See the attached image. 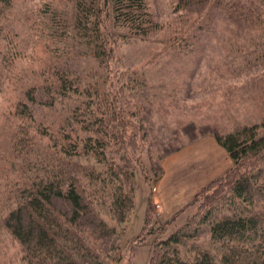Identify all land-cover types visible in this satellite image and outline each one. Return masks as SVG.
<instances>
[{
  "label": "trees",
  "instance_id": "1",
  "mask_svg": "<svg viewBox=\"0 0 264 264\" xmlns=\"http://www.w3.org/2000/svg\"><path fill=\"white\" fill-rule=\"evenodd\" d=\"M16 1L0 0L1 36L13 26ZM192 1L178 0V7ZM52 2L31 9L28 29L35 30L43 47L91 56L99 64L112 53L106 22L133 36L158 28L147 0ZM207 8L197 32L181 38L184 45L176 52H187L189 61L197 55L198 60L234 66L264 64V0H210ZM52 74L55 79L48 85L25 91L28 100L41 92L43 104L51 107L57 96L71 91L80 102L69 111L66 124L51 129L31 126V109L17 103L14 112L23 124L11 143L10 208L3 227L20 246L23 264H103L76 229L87 227L89 237L97 240L119 237L134 209L133 179L135 170L143 168L140 142L145 134L139 135L133 113L116 96L109 106L94 108L101 95L92 87L79 91L67 76ZM112 89L108 95H121L120 89ZM262 129L264 120L215 135L231 167L199 189L194 196L199 205L188 221L153 241L148 264H264ZM36 135L45 143L40 144ZM54 201H61L68 212L58 210ZM204 224L209 228L206 245L196 239Z\"/></svg>",
  "mask_w": 264,
  "mask_h": 264
},
{
  "label": "rangeland",
  "instance_id": "2",
  "mask_svg": "<svg viewBox=\"0 0 264 264\" xmlns=\"http://www.w3.org/2000/svg\"><path fill=\"white\" fill-rule=\"evenodd\" d=\"M45 3L54 4L52 0H17L13 26L0 35L4 57L0 62V264H23L20 246L3 227L10 208L11 143L22 123L15 107L18 102L27 104L32 114L28 123L51 129L66 124L69 111L78 105L79 97L71 91L57 96L51 107L43 104L41 92L28 100L25 91L48 85L55 79L52 73L67 76L79 91L92 87L101 95V105L98 101L94 108L109 106L110 98L116 96L133 113L139 135L145 134L140 142L143 168L135 170L133 179L134 209L119 237L97 240L89 237L87 227L76 230L100 254L103 264H148L153 241L188 221L199 205L194 197L199 189L231 167L215 135L264 120V64L234 66L198 60L197 55L189 61L187 52L175 51L184 45L181 38L197 32L210 0H194L185 7H178V0H147L158 28L146 36L130 35L125 28L106 22L112 53L105 64L53 45L42 46L35 30L26 26V17ZM110 86L120 89L121 95H108ZM37 137L40 144L45 143ZM54 205L68 212L61 201ZM208 229L204 224L197 232V241L204 245L209 242Z\"/></svg>",
  "mask_w": 264,
  "mask_h": 264
}]
</instances>
